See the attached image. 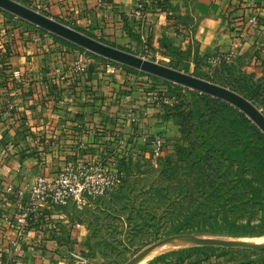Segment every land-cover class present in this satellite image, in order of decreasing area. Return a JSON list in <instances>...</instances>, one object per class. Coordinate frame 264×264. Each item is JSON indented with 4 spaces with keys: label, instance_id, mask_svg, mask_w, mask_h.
Segmentation results:
<instances>
[{
    "label": "crops",
    "instance_id": "obj_1",
    "mask_svg": "<svg viewBox=\"0 0 264 264\" xmlns=\"http://www.w3.org/2000/svg\"><path fill=\"white\" fill-rule=\"evenodd\" d=\"M14 1L172 69L260 70L264 0ZM6 17L0 12V264H69L85 237L74 207L39 206L27 229L17 224L36 177L52 178L79 158L150 152L154 135L165 149L175 121L145 100L141 88L159 84L146 73L92 61L75 44L30 25L11 27Z\"/></svg>",
    "mask_w": 264,
    "mask_h": 264
},
{
    "label": "rangeland",
    "instance_id": "obj_2",
    "mask_svg": "<svg viewBox=\"0 0 264 264\" xmlns=\"http://www.w3.org/2000/svg\"><path fill=\"white\" fill-rule=\"evenodd\" d=\"M0 12L13 20L11 27L33 25L1 8ZM92 55V61H111ZM155 63L173 66L169 61ZM175 70L236 92L264 115V47L258 73L233 64L213 71L204 70L207 73ZM178 87L188 89L191 94L189 100L179 99L180 93L178 98L169 99V106L179 115L172 117L176 131L170 134V144H166L161 155L156 158L147 152L128 157L123 167L127 164L131 173L126 183L117 188L118 192L106 195L100 202L87 201L84 208L74 212L75 221L85 230L82 245L75 253L85 259L80 264H134L150 247L176 236L193 237L194 241L146 258L174 239L165 241L147 253L142 264L182 250L152 264L261 263L264 234L258 235V232H264V139L258 132L264 133L233 105L228 103L232 108H227L216 102V97ZM169 184L175 199L162 200L163 188ZM256 187L261 189V198L255 197ZM183 197L187 200L182 201ZM169 207L176 213L186 214L183 225L220 227L225 233H181L163 237L157 232V226L150 229L147 222L164 225L163 216ZM72 259L69 264H77Z\"/></svg>",
    "mask_w": 264,
    "mask_h": 264
},
{
    "label": "water",
    "instance_id": "obj_3",
    "mask_svg": "<svg viewBox=\"0 0 264 264\" xmlns=\"http://www.w3.org/2000/svg\"><path fill=\"white\" fill-rule=\"evenodd\" d=\"M0 8L95 55L160 79H164L183 87L221 99L238 108L264 133V115L250 101L234 91L204 81L191 74L177 71L128 52L105 45L91 37L69 28L66 25L39 14L14 0H0ZM169 239L194 241L193 237H170L153 245L148 250Z\"/></svg>",
    "mask_w": 264,
    "mask_h": 264
},
{
    "label": "built area",
    "instance_id": "obj_4",
    "mask_svg": "<svg viewBox=\"0 0 264 264\" xmlns=\"http://www.w3.org/2000/svg\"><path fill=\"white\" fill-rule=\"evenodd\" d=\"M224 60L229 61L230 58L224 57ZM146 100L155 102L158 98L151 96ZM150 143L152 156L159 157L164 150L161 137L154 135ZM114 165L113 160L93 163L79 158L66 163L52 178L47 179L44 174L38 175L30 187L29 202L21 205L19 209L17 224L20 230L27 229L39 206L56 205L62 208L72 206L76 210H81L88 200L104 195L115 177ZM71 259L77 264L85 260L75 253L71 254ZM260 264H264V252Z\"/></svg>",
    "mask_w": 264,
    "mask_h": 264
},
{
    "label": "trees",
    "instance_id": "obj_5",
    "mask_svg": "<svg viewBox=\"0 0 264 264\" xmlns=\"http://www.w3.org/2000/svg\"><path fill=\"white\" fill-rule=\"evenodd\" d=\"M33 26V25H32ZM43 32H45L44 30H42ZM54 36V35H53ZM56 37V36H54ZM76 48H78L80 51H83L85 53H87L88 51H86L85 49H82L78 46H76ZM92 55L93 53H87ZM93 56V55H92ZM226 65V64H225ZM221 66H224V64H222ZM124 68H126L128 71L130 72H134V73H139V74H144L143 72H139L133 68L127 67V66H123ZM187 72V71H186ZM149 77H151L152 79L156 80L159 82V84L154 85V84H145L142 88H141V92L145 98V100L148 97L151 96H157L158 101H152V102H148L154 105H160V107L163 110V116L164 118H172V117H177L179 114H177V111H175V109H173V106H169V99L171 98H178V93L179 94V99H186L189 100V96H190V91L188 89L185 88H181L178 87L179 85L176 84H172L169 81H165L163 79H159L158 77L155 76H151V75H147ZM161 85V86H160ZM176 93V96H175ZM216 102L220 103L222 106L227 107V108H232V106H230L228 103L221 101L220 99H215ZM147 101V100H146ZM189 104L193 105L192 102H190ZM241 116H243L242 114H240ZM258 134L261 136L262 139H264V135L260 134L258 132ZM240 153V151H238ZM128 157H130L129 153H126V155L120 159H116L114 161V169H115V177L113 179L112 185H110L109 189L106 191V193L100 197H97L96 199L93 200H88V201H97L100 202L102 201L106 195H111L113 194V192H118L117 188L119 186H123L124 183H126V179L127 176L131 173V168L129 166H127V164L123 167V163L126 161V159H128ZM122 165V168H121ZM172 174L168 175V178H171ZM171 184L165 186L163 188V193L161 195V199L162 200H166V201H171L175 198H173L172 196L174 195V193H172V189L171 188ZM116 188V189H115ZM260 187H256L254 188V194L255 197L261 198V192H260ZM115 196V195H114ZM187 200L186 197L182 198V201ZM88 203V202H87ZM86 203V204H87ZM84 208V206H83ZM170 209L166 210L165 215L163 217H165V221L163 220V224L164 225H159L158 223H154V224H150L149 222H147V227H150V229H152L153 227H158L156 230L157 232H159V234H162L163 237L167 236V235H171V234H181V233H212V234H222L225 233L220 227H216V228H210V229H206L205 227H191L188 225H183L184 219L186 217L185 213L182 212H177L176 210L173 209L171 210V207H169ZM188 212V210H187ZM186 212V213H187ZM162 217V218H163ZM169 224V227H166V225ZM177 224V225H176ZM171 226V227H170ZM173 226V227H172ZM168 228V229H167ZM226 233L228 234H233V231H226ZM264 232H258V235H263ZM183 251V250H182ZM182 251H171L168 252L166 254L161 255L160 257H157L156 259H154L153 261L150 262V264L164 259L167 256H172V255H176L179 254ZM264 252V251H263Z\"/></svg>",
    "mask_w": 264,
    "mask_h": 264
},
{
    "label": "bare ground",
    "instance_id": "obj_6",
    "mask_svg": "<svg viewBox=\"0 0 264 264\" xmlns=\"http://www.w3.org/2000/svg\"><path fill=\"white\" fill-rule=\"evenodd\" d=\"M170 240V239H169ZM168 241V240H166ZM165 242V241H164ZM190 242L187 240H172L169 241L165 244H163L162 246H160L158 249H156V251L151 252L147 257V253H149L152 249H154L155 247L151 248L150 250H148L141 258H139L134 264H142L146 258L151 257L153 255L159 254L160 252H164V251H168V250H173V249H178V248H182L186 245H188ZM146 257V258H145Z\"/></svg>",
    "mask_w": 264,
    "mask_h": 264
}]
</instances>
